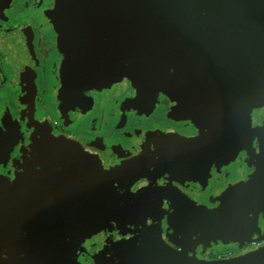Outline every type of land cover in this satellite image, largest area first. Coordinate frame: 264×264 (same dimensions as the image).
Listing matches in <instances>:
<instances>
[{
    "label": "flooded vegetation",
    "instance_id": "af4514ba",
    "mask_svg": "<svg viewBox=\"0 0 264 264\" xmlns=\"http://www.w3.org/2000/svg\"><path fill=\"white\" fill-rule=\"evenodd\" d=\"M151 6L166 26L187 20L191 11L215 15L210 40L194 25V33L177 35L173 51L167 38L166 58L174 52V59L191 64L229 58L228 72L203 76H223L230 87L234 80L233 112L219 114L232 108L222 84L200 85L193 81L200 73L191 68L167 72L164 87L153 81L161 75H151L147 88L128 75L108 86L78 81L63 41L66 0H0V128L15 123L12 132L9 125L0 132V264H106L92 252L108 240L118 260L129 253L128 264H185L171 250L197 264H237L264 248L257 216L264 213V0H155ZM245 19L253 20L249 28ZM244 77L248 81L235 83ZM33 137L49 138L30 147ZM59 180L84 195L67 216L64 207L55 213L50 191L33 194ZM229 195L248 218L251 243L200 230L186 215L188 206L216 213ZM108 204L109 225L107 215L99 216ZM171 212L192 227L190 235L221 242L183 238ZM103 217L100 236L83 240Z\"/></svg>",
    "mask_w": 264,
    "mask_h": 264
},
{
    "label": "water",
    "instance_id": "95a60500",
    "mask_svg": "<svg viewBox=\"0 0 264 264\" xmlns=\"http://www.w3.org/2000/svg\"><path fill=\"white\" fill-rule=\"evenodd\" d=\"M66 0V22L69 30L64 37V45L69 47L73 53L72 65L70 73H75L78 81L92 83L95 86H108L115 80L128 75L135 79L137 84L149 87L151 75H161L155 80L161 86L166 85L167 72H185L192 71L200 73L193 81L200 82V85L211 87L213 81L222 84L221 96L226 98V104H231L232 108L228 110H220L219 114H229L235 109L232 95H229L228 79L223 76L206 77L203 76L210 72H228L229 58L218 61L208 60L205 58L203 62H195V64L186 63L185 59L166 58L167 54L166 40L170 36L172 40L171 50H175L178 36L182 32L194 33V25L200 26L197 29L204 32L206 39L211 29L208 28V22L215 19L214 14L202 13L198 16L191 11L187 20L176 22L172 26H166L158 21L159 13L153 10L151 3L155 0ZM197 39V37H193ZM210 40V39H209ZM170 50V51H171ZM173 53V52H171ZM236 66V71H237ZM204 73V74H201ZM228 75V74H227ZM152 77V78H153ZM156 77V76H155ZM85 78V79H84ZM187 78H183L185 80ZM176 80H179L177 78ZM188 81H191L188 77ZM248 81L247 78H236L235 83ZM234 80L232 82L233 87ZM167 86V85H166ZM232 92V91H231ZM229 95V97H228ZM71 181H56L53 189L41 190L31 189L29 200H32L33 194L52 193L50 201L55 202V213L60 215H69L70 205L72 201L84 200L83 193L76 191L74 194ZM50 191V192H49ZM241 193V192H239ZM110 197L111 193L109 194ZM75 196V197H74ZM94 192H92V199ZM108 199V192H106ZM242 196V194H241ZM87 197V196H86ZM232 197L227 196L226 202L221 206L220 211L211 213L206 210H199L194 206L186 207V215L200 230L210 231L214 234L232 235L241 241L248 243L253 242L250 230L248 229L246 214L241 206H238ZM76 198V199H75ZM182 199V198H180ZM244 201L245 198L243 197ZM49 201V197L47 199ZM184 200V199H183ZM232 203H235L234 206ZM63 207L65 211H63ZM235 207V208H233ZM33 209L36 215H41L36 206ZM109 209V208H108ZM113 209V207H112ZM238 209V210H234ZM116 211V209H113ZM240 214L239 217L237 214ZM58 214V215H59ZM59 215V216H60ZM78 217V215H75ZM71 225V224H70ZM73 226V224L71 225ZM255 240H259L255 239ZM171 253L179 262L185 264H197L198 260L185 252L171 250ZM230 264L229 261L220 263L208 262L207 264ZM237 264H264V248L255 251H249L244 257H241Z\"/></svg>",
    "mask_w": 264,
    "mask_h": 264
},
{
    "label": "rangeland",
    "instance_id": "374dc122",
    "mask_svg": "<svg viewBox=\"0 0 264 264\" xmlns=\"http://www.w3.org/2000/svg\"><path fill=\"white\" fill-rule=\"evenodd\" d=\"M253 22V20H249V19H245L244 20V22H242L244 25H246L248 28L251 26V23ZM248 23V24H247ZM251 29V28H250ZM14 63H11V65H13ZM5 66V65H4ZM11 68V67H10ZM15 69V68H14ZM24 105V107H26V105H27V103H25V104H23ZM8 109V108H7ZM12 114L13 113H11V110L9 111V118H12ZM250 118V117H249ZM250 120V119H249ZM251 121V120H250ZM8 125L9 126H11V128L9 129L10 130V132H12V130H14L15 129V123H13L12 121H10L9 123H8ZM7 125V123H5V127H7L8 126ZM4 126V125H3ZM5 127L2 129V128H0V132H3L4 131V134H5ZM1 135V134H0ZM3 135V134H2ZM47 138H49V137H47ZM47 138H45V140H40V139H37L36 137L34 138H32L30 141H31V145H30V147H32V146H34V145H36V146H38V145H40V147L42 146L43 147V144L44 143H46L47 142ZM227 148H229V147H227ZM226 152H228V149H226ZM221 160V159H220ZM223 160V159H222ZM199 184H201L200 182H199ZM0 189H2L1 187H0ZM1 191V190H0ZM109 206H111V204H108V205H106L105 206V208H103V209H100L99 210V216L100 215H102V216H106L107 215V218H106V220H107V223H108V225L110 224V222H111V220L112 219H114L113 217H112V215L110 214L111 213V211L109 212V210L110 209H108L109 208ZM13 208V207H12ZM12 208L10 207V209L12 210ZM108 209V210H107ZM112 211L113 212H115V213H117V214H115V215H119V212H117V211H114L113 209H112ZM171 216H172V220H175L176 221V224L177 225H179L180 227H181V229H183V232H184V234L182 233L181 234V236L183 237V238H186L187 240H192V241H195L197 244H201V243H205V241H207L208 240V238H206V236H200L198 239L195 237L197 234H195V235H190V234H192L193 232H195L193 229H192V227H188L187 229L186 228H184V223L180 220V217L178 216V213H172L171 212ZM258 217H259V219H260V223H261V225L263 224V222H264V213L263 212H260L258 215H257ZM142 217L143 218H146L147 217V214L146 213H144L143 215H142ZM152 217V216H151ZM150 217V218H151ZM132 223L134 222V221H131ZM258 222V220L257 221H255V224ZM176 224L173 222V227H175L176 226ZM104 228H105V218L103 217L102 218V220L101 221H97V222H94V223H91L90 224V226L88 227V229H87V231H89L90 233L88 234L87 233V236H85V237H83V240H85V239H91V238H93L94 236L97 238V237H99L100 236V231H103L104 230ZM258 228H259V223H258ZM262 228V227H261ZM255 231H256V228L254 229ZM108 233H109V231H108ZM175 233H177V231L176 232H174V233H172L171 235L172 236H174L175 235ZM110 233H109V236H108V239L110 238ZM196 238V240H194ZM105 241H106V239H105ZM109 242L107 243V245H108V247H107V245H105L103 248H102V250H98V251H96V250H94L92 253V256H94L95 257V259H99V262H102V263H106V264H128L127 262H126V259H127V254H129L128 252H125V254L123 253L122 255H121V257L119 258L120 260H118L117 259V257H118V255H119V253H117V254H114V253H112V252H114V248H113V241L112 240H108ZM208 241H210V242H212V243H215V242H221L220 240H213L212 238H210ZM194 242V243H195ZM107 249H109L110 250V252L111 253H107ZM136 252V251H135ZM107 253V254H106ZM135 255H140V252H136V253H134ZM112 259H115L114 261L112 260ZM128 260V259H127ZM96 261V260H95ZM96 263L98 264V262L96 261ZM101 264V263H100Z\"/></svg>",
    "mask_w": 264,
    "mask_h": 264
}]
</instances>
